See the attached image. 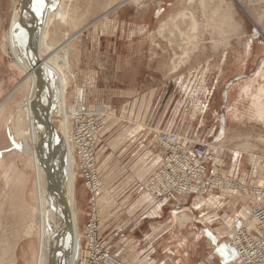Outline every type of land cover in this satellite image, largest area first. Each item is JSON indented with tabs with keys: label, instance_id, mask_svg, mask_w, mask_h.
<instances>
[{
	"label": "rangeland",
	"instance_id": "374dc122",
	"mask_svg": "<svg viewBox=\"0 0 264 264\" xmlns=\"http://www.w3.org/2000/svg\"><path fill=\"white\" fill-rule=\"evenodd\" d=\"M67 1L65 0L64 4ZM111 1L121 0H74L70 5L76 11L70 14L78 18L77 26L86 28L80 35L76 46L77 53L74 58L76 62H73L74 71L69 73L65 71L66 79L72 89L79 88L86 96V102L83 101V104L88 107L97 106L99 111L105 112L104 129L97 138L95 151L96 169L101 181V190L97 199L101 210V239L106 244L109 252L125 264H232L233 262V264H238L229 243L226 244L225 239L218 242L222 239L218 234L222 225L210 220L213 223L211 230L216 234L214 235L208 229L207 224L202 223L200 215L202 212H208L207 216L216 213L218 221H221L230 220L239 213L238 216L244 219V225L251 231L253 228L250 227L251 220L249 219V213L247 214L248 197L243 196L236 189L218 190L207 188L203 194L196 197L190 196L186 199V202L174 201L160 208L155 207L144 195L146 179L155 168L157 157L162 154L151 139V132L163 131L164 129L159 128L156 122L159 121L160 123L161 118L164 117L163 124L165 125L166 122L175 120L176 115L179 113V119L181 115L183 116L180 120L173 122L175 128L177 126L181 132L193 130L194 133L197 132L198 135L205 136L208 130L216 127V121L212 120V117L217 116V114L212 111L211 115L209 110L206 115L211 119L204 121L200 127L199 110H196V108L201 101L197 97L192 99L189 95H186L185 101V95H178L172 84H168L165 90L160 89L161 92L158 91L150 102H147L145 97V101H141V99L135 101L137 95L131 93L133 91L129 90L128 86L124 84H128V75H122V72L117 70L116 67L119 64L118 59L125 58L128 54V30L134 28L133 24L136 22L141 26L145 25V27L153 26L154 29L149 32L151 37L164 38L171 43H175L179 39V43L185 44V50L187 51L193 48L190 43L198 39L208 43L212 40L246 38H259L264 41V0H258L262 3L257 6H251L248 0H243L240 5L235 0H226L234 6V13H230L231 16L226 10L223 13L222 9L218 7L219 5L216 4V1H218L224 6L223 0H187L185 2V13L180 14L177 12L172 13L174 7H176L175 0H136V4H131V8L129 7L121 12L118 17L109 19L113 21L100 19L94 22L103 14L106 5ZM12 2L13 0H0V22L3 21V29H0V33L3 34L0 48L3 47L4 50L6 49L3 40L4 34L7 31L10 32L19 20ZM97 3L101 5V8H97ZM167 4H170L169 13L165 7ZM147 5H153V8L156 7V9L159 6L160 8L164 7L165 12L163 15L161 13L157 19L155 14L161 11L158 9L153 14L155 19L152 17V12H149V15H144L143 19L139 17L142 13L136 14V12L137 9L140 10ZM217 10L219 11L216 12ZM254 10L257 12H251ZM257 17H259V20ZM157 20L159 22L163 20L162 23L165 24L158 26ZM117 21L119 23H116ZM71 22L67 20L63 25L59 21L55 22L50 30L48 42L53 44L54 47L58 45L62 41L63 34L75 30L72 29ZM92 22L94 23L92 24ZM89 24L92 25L87 29ZM118 24V30H115V26ZM8 44L11 47H16L19 52L18 59L12 57L7 49L5 50V52L7 51L6 54L4 53L7 57H4L5 64L8 66L10 63L15 69L11 68L16 75V83H18L25 74L15 64L19 61L24 62L26 60L25 54L21 48L20 40L11 39ZM205 47L208 50L216 48L211 45ZM262 67L264 70V59L260 62L258 68L250 69L244 78L234 81L232 87L238 83H240V86L243 81L248 82L256 78L258 70H262ZM23 87L25 93L21 94L17 91L21 99L16 104L13 115L16 114L17 108L23 99L27 97L26 90L28 87ZM43 88H47L45 82ZM229 89V87L226 88L225 96L230 91ZM144 94L146 93L140 92V96ZM6 95H0V104ZM74 97L75 95L69 103L70 107L76 108ZM220 97L219 99L216 97L208 98L209 106L212 108V105L217 101L215 108L212 110L221 107L220 113L224 114L227 109V101L226 97L224 102L223 97L220 101ZM240 101L239 94H236V97L232 95L229 99V106L233 104L235 107L240 108V111L242 109L247 111L249 105L244 104L241 106ZM192 117L195 118L192 119ZM245 118L247 120L248 117ZM246 120L242 124L230 122L227 127L228 139L222 140L221 145L220 143H214V141L207 142L210 145L209 174H216L220 177L230 176L235 182L241 183L258 181V179L264 181V121L251 119L247 122ZM53 121L56 134L61 138L67 136L68 142L66 145L71 150L73 147L70 144V134L72 132L70 119L65 134L62 129V118L54 116ZM148 122L152 123V126L147 125ZM14 124L15 122L12 119V126L16 128ZM217 128L219 129V125ZM14 143L13 149L15 147ZM211 146L214 148H211ZM28 159H25V163L30 161L31 165V167L29 164L27 165L29 188L32 180L34 181L35 174L40 172L35 170L34 173L32 164L34 167H38L30 158ZM74 172L73 185H76L77 188L78 186L83 188L85 192L84 209L86 215L80 225V233L78 231L79 225L75 223L77 235L79 234V244L78 251L72 253V258H74L72 264H83L82 237L89 213V195L85 183L79 175L78 164ZM258 183L261 184V182ZM226 191L231 192L227 193ZM3 192L5 191L0 188V203L2 202V205H0V261L10 264L15 246L14 242L16 243V252L17 249H21L29 242L36 246L39 237L36 228L29 229L32 225L31 210L26 205H22L23 202L10 207L9 201L1 197ZM197 197L200 199H196ZM197 200L203 201L207 208L203 206V210H200L201 208L199 210L192 209ZM66 206L70 211L67 204ZM211 207L215 209L214 212L207 211ZM19 212L21 215H27L25 228L28 226V229H25V235L22 232L23 227H20L19 221L16 220ZM182 214H185V216L190 215L189 223L183 224V227L186 228L185 231L195 232L189 242L190 245H187V247H190L188 250H192L193 242L201 239L209 246L207 247L209 250L206 248L205 258L197 257L192 260L190 257L191 259L186 261V255L183 257L181 252L185 248V242L187 244L188 241L184 239V245L180 247V238L177 237V233L182 231L177 228V220ZM27 233L29 236H26ZM222 233L221 231L220 234L222 235ZM215 236L218 237V240L215 239ZM207 254L210 259H214L213 262L207 259ZM42 257H45L44 252H42Z\"/></svg>",
	"mask_w": 264,
	"mask_h": 264
},
{
	"label": "crops",
	"instance_id": "0c3cea01",
	"mask_svg": "<svg viewBox=\"0 0 264 264\" xmlns=\"http://www.w3.org/2000/svg\"><path fill=\"white\" fill-rule=\"evenodd\" d=\"M186 1L187 0L179 1V4H177L176 7H174L172 13H176L178 11L180 13L182 12L185 13ZM223 1H224L223 3L224 6L220 2L216 1V4L219 5L218 7L222 9L223 13L226 10V12L229 15L230 13L233 14L234 6L231 4V2H228L226 0ZM248 2L251 6H257L262 3V2H258V0H248ZM165 7L169 13L170 4H167ZM158 9L162 11V15H163V13L165 12L164 7L160 8L159 6ZM158 9H156V7L153 8V5H147L141 8L140 10L137 9L136 14L142 13L141 15H139V17L143 18L144 15H149V12H152L151 14L152 17L154 18L153 14ZM218 11L219 10H217L216 12ZM251 12H257V11L254 10ZM257 19L259 20V17H257ZM2 22L3 21L1 20L0 29H3ZM157 22H158V26H162L165 24L162 23L163 20L161 22L157 20ZM116 23L119 22L117 21ZM133 25L134 28H131L132 30L129 29L128 30L129 32L127 34L128 42H129L127 48L128 54H126L125 58L118 59L119 64L116 67V69L120 70L122 72V75L123 74L128 75V84L124 83V81L123 83L128 86L129 90L133 91L131 93L133 94L135 93L137 95L135 101H138L139 99H141V101H145L146 99L147 102H150L152 97L156 95L158 91L161 92V90H165L168 84H172V86L175 88V92L178 95L180 94L185 95V101H186V95H189V97L192 99H195L197 97L198 100L201 101V103L198 104L196 108V110L199 109L198 120L200 127L204 121H207L209 118L211 119V117H208V115H206L207 113H209V110L211 111V115H212V111H214L215 114H217V116L214 115L215 118L212 117V120L214 119L216 121V127L214 129L208 130L205 136L198 135L197 132L194 133L195 131L193 132V130H187V131L185 130L184 132H181L178 130L177 126L175 128V124L173 122L180 120L183 116L181 115L179 119L178 118L180 116L179 113L176 115L175 120L166 122L165 125L163 124L164 117H162L160 123L159 121L156 122L159 128L160 127L164 128L163 131L175 133L179 136L192 138L197 141L206 142V143L214 141V143L221 144L222 140L225 141L228 139L227 127L230 122H234L236 124H242L244 123V120H246L245 117H248L247 120H251L250 117L248 116L249 114L248 111L244 109L245 110L244 113L243 109L242 111H240V108L235 107V105L233 104L232 106L234 107L232 108L234 110L235 109L239 110L240 114L242 115H241V119L238 121L231 119L229 120L226 118V113L224 114L220 113V110H222L221 107L216 108V110H212L215 108V104H217L216 100L214 105H212V108H210L209 99H211L212 97H216L217 99H219L221 94V97H223V102L225 101V97H226V101H227L226 108H228V105H230L231 102V101L229 102V99L231 98L232 95H235L236 97V93H237L236 90L240 84L238 83L237 85H234V87H232L233 86L232 83L234 81H239L240 79L244 78L250 69L253 70L258 68L260 62L263 61L264 41L260 40L259 38L256 39L246 38V39H231V40H218V41L212 40L210 43H208L206 41L204 42L202 39H198L197 41H193L192 43H190V45L193 48L187 51L185 50V44L179 43L180 41L179 39H177L175 43H171L164 38L151 37L149 32L152 29H154L153 26L151 27H145V25L141 26L138 22H136ZM118 26L119 24L115 26V30H118ZM140 29L144 30L143 34L139 33ZM131 33L133 34L131 35ZM2 35L3 34L0 33V43H1ZM208 45L215 46L216 48H214L213 50H208L205 47ZM247 45H250L251 48L247 49ZM256 46L257 47L261 46L263 50L257 51L258 49H256ZM1 50H0V95L7 94L3 98L0 104V188H2L3 191H5L2 193L1 197L6 198L7 201H9L8 204L10 205V207L11 206L13 207L15 204L17 205L21 204L23 202L22 205H26V207H28V209L31 210L30 203L35 204V201L38 200L40 195H43L45 193L47 184L44 174L42 173L43 174L42 175L40 169L34 167V165L32 164L34 173L36 172L35 170H37L40 173L35 174L34 181L32 180V184L28 188L27 172L29 173V171L27 170L28 168L27 165L29 164V166L31 167L30 161L25 163V159L28 158L24 154L20 153L17 150V147H14L13 149V143L15 142L14 144H17V141L13 136V126H12L11 117H13V113L16 110V104L19 103L21 96L19 95L20 92L18 90L17 91L19 93H17V91H13V89L16 86L15 84H17L16 83L17 78L14 72L12 71V69H14L12 65L9 63V65L6 66L4 59L6 55L2 53ZM228 87L230 88L229 89L230 93L228 92V95L225 96L226 95L225 90ZM140 92H144L146 94L140 96ZM192 95L194 96L192 97ZM221 97H220V101H221ZM85 98L86 96H84V99ZM233 99L235 100V98ZM244 104L241 103V106H243ZM194 118L195 117H192V119ZM170 122L172 123L170 124ZM147 125L152 126V123L148 122ZM218 125H219V129L217 128ZM224 135H225V139H224ZM161 157L162 154L160 157H157V163L155 164L154 166L155 168L153 169V171L158 167ZM4 175H7V177L5 178ZM258 182L262 183V180L258 179V181L253 180L250 181L249 183H241V182L238 183L245 186H253V185H258L259 184ZM66 190H67L66 204L68 205L70 212L72 214L73 213L76 214L77 216L76 223L79 225V229H80V225L86 215V211L84 209L85 192L83 188L79 186L77 188L76 185L73 184L69 185L66 188ZM196 196L198 195L192 197H196ZM188 198L189 197L175 195L171 202L174 201L177 202L179 200L186 202V199ZM196 199H200V198L197 197ZM198 201L201 200H197L196 203ZM202 204L205 208H207L204 202ZM0 205H2V202L0 203ZM202 207L198 206V209L201 208V210H203ZM250 209H251V201L248 198L247 214L249 213ZM207 211L214 212L215 209L211 207V209L210 210L208 209ZM207 214L208 212L201 213L200 218L202 219V223L207 224L208 229L212 233H214V235L216 234L211 230L213 223L210 220H213V222L222 225L221 228V231L223 232L222 235L220 234L221 232L220 229H219L220 232H218V230L215 229L217 230L216 232H218L219 236H221L222 239L218 240L217 239L218 237L216 238V236L215 239H217L218 242L225 239L226 242L225 241L224 242L226 244L229 243L230 247H232L231 238L234 235V233L241 226L244 225L245 223L244 219L242 217H239L238 216L239 213H238L234 215V217L232 216L233 218L231 217L232 219L230 220L227 219V220L218 221V216L215 215L216 213L210 214L209 216H207ZM17 216L18 217L16 218V220L19 221L18 223L19 226L23 227L22 232H24L25 235V231H26L25 220L27 215H21L19 212ZM208 218L209 220H207ZM181 230H182L181 233L183 235V239L185 238V241L187 240L189 243L191 241V238L193 237L192 235H189V232L192 231H185L184 227H182ZM14 245L15 246L11 255L10 264H48L47 257L46 256L42 257L40 240L37 241L36 246L33 243L29 242L24 246H22L21 249H17L16 252H15V247H16L15 242ZM192 245L193 248L191 251L188 250V248L186 247V249L184 248L183 253H186V251L188 253L190 251L189 253L191 255L190 254L188 255L192 258V260H194L197 257L205 258L204 256L207 253L206 250L207 249L209 250V248H207L208 246L206 242L200 239L198 241L193 242ZM188 255H186L187 257L186 261H189V259H191L190 257H188ZM207 259L212 262L214 261V259H210V257H208V254H207Z\"/></svg>",
	"mask_w": 264,
	"mask_h": 264
},
{
	"label": "bare ground",
	"instance_id": "6f19581e",
	"mask_svg": "<svg viewBox=\"0 0 264 264\" xmlns=\"http://www.w3.org/2000/svg\"><path fill=\"white\" fill-rule=\"evenodd\" d=\"M73 1L74 0H68L67 3L64 4L65 0H44L43 5L38 6L36 4V0H13V8L18 14L19 20L13 26L12 30H10V32L7 31L4 34L3 38L7 51L9 50L11 56L16 59L19 57V52L17 51L16 47L9 46L8 43L11 39H18L22 44V40L26 38V35H29L31 44L35 46L34 49L36 52V58L38 63H40L38 65L42 67L41 72L43 73V80L41 81L43 91L41 96L42 98L40 100L36 99L38 91L36 85V68L33 66V62L31 63L29 58L25 56L26 60L24 62L19 61L15 64V66L19 68V70L25 75L17 83L13 91L18 90L23 94L25 91L23 86L26 88L28 87L26 90L27 97H25L18 106L16 114L11 117L13 122H15L14 127H16L13 128V136L18 144H15L17 145L15 147H17V150L20 153L30 158L44 175L45 172L42 167V156H40V153L43 152V155L46 156L51 152L52 156L50 159V171L51 178H54L52 189L57 188L59 192H61L65 204L67 200L66 187L74 184V170L75 167H77V160H75L76 157L74 155L73 148L70 150V148L66 145L68 142L67 136L61 138L56 134V129L53 127V118L54 116L62 118V129L65 134L71 114L75 110V108L70 107L69 103L72 100V97L75 95L74 103L76 105H78L79 102L83 104V101H85L83 91L79 88L72 89L70 83L66 79L65 74V71H67V73L74 71L73 62H76V60L74 61L75 55L77 53L76 46L80 35L86 28L78 27V18L74 17V15L71 16L70 14L71 12H76L74 8L70 7ZM179 1L181 0H175V4H179ZM242 1L243 0H235L238 5H240ZM135 2L136 0L111 1L106 5L103 14L94 22L99 21L100 19L111 22L113 20H109L110 18L113 19L118 17L121 12L127 10V8H129L131 4H134ZM97 4V8H101V5L99 3ZM38 7L39 10H37ZM27 9L29 11L28 13L25 12ZM161 13L162 11L157 12L155 14V18L158 19ZM177 13L180 14L179 11ZM67 20L70 22L72 21V29L75 30L70 31V33L63 34L61 37L62 41L54 47L53 44L48 42L50 30L52 29V26L55 22L59 21L63 25ZM94 22H92V24ZM92 24H89L87 29ZM27 28L28 30H26ZM139 33L143 34L144 30L140 29ZM132 34L133 33H131V35ZM19 35H21V37H19ZM68 46L70 47L68 48ZM1 48L2 50H0L2 53L6 54V49L4 50L3 47ZM250 48L251 46L248 45L247 49ZM256 49H258L257 51L263 50L261 46H256ZM16 59H14V61H16ZM263 80L264 70L262 67V70H258L256 78L242 83L236 90V94H239V98L241 99L240 103L244 104L245 102L246 105H249L247 109L249 114H247L249 115L250 119H256L257 121H264ZM44 82L47 88H43ZM232 107L234 106L228 105L226 118L229 120H240L242 114H240L239 110H234ZM45 108L49 111V132L46 134L45 138H41L44 132L41 111ZM70 144L72 145L71 136ZM4 177L6 178L7 175H4ZM97 199L98 197L96 198V203ZM202 203L203 201H198L195 205H193L192 209L199 210L198 206L202 207ZM30 208L32 213V225H30L31 227L29 229H37L41 250L47 257V261L53 253L52 260L55 261V263H58V261L62 259L64 264H72L74 261V258H72V253L78 251L79 244V234L77 235L75 227V223L77 222L76 214H72L70 211H68L70 218V239H66L65 244H62L59 250H55L59 239L64 237V234L61 233V230L65 226L66 217L62 205L58 200L50 196L45 190V193L40 195L38 200L35 201V204L30 203ZM189 221L190 215L188 214V216H185V214H182V216L177 220L178 230H181L183 224L187 222L189 223ZM245 226L246 225H244V227ZM250 227H253L252 222ZM245 228H247V226ZM27 229L28 226L26 230ZM78 231L80 233V229ZM194 233L189 232V235L194 236ZM26 236H29V234L27 233ZM177 237L180 238V247H182L184 245L185 238L183 239V235L180 231L177 233ZM187 245L189 246L190 244L188 242L186 244L185 242V248ZM183 252L184 251L181 253ZM189 252L187 253L186 251V253H183V257L190 254ZM188 257L190 256L188 255ZM0 264H4V262L0 261Z\"/></svg>",
	"mask_w": 264,
	"mask_h": 264
},
{
	"label": "built area",
	"instance_id": "2783aa9c",
	"mask_svg": "<svg viewBox=\"0 0 264 264\" xmlns=\"http://www.w3.org/2000/svg\"><path fill=\"white\" fill-rule=\"evenodd\" d=\"M105 112L78 103L70 118L71 143L79 175L89 195V213L83 232V264H125L113 256L100 235L101 210L96 198L101 181L96 169V142L104 129ZM151 139L162 152L158 167L144 184V195L155 207L168 205L175 195L190 197L207 188L234 190L251 201L249 219L253 230L240 227L231 238L238 264H264V181L245 186L230 176L209 174L210 145L167 131L151 132Z\"/></svg>",
	"mask_w": 264,
	"mask_h": 264
},
{
	"label": "water",
	"instance_id": "95a60500",
	"mask_svg": "<svg viewBox=\"0 0 264 264\" xmlns=\"http://www.w3.org/2000/svg\"><path fill=\"white\" fill-rule=\"evenodd\" d=\"M23 5V3H22ZM27 7V6H26ZM26 13H28V9L25 10ZM26 28V27H25ZM27 30V29H26ZM19 37H21V35H19ZM23 43L21 44V48L25 54V56H27L29 58V61H31V63L33 62V66L36 68V85H37V97L36 99L37 100H40L42 97V83L41 81L43 80V73L41 72L42 71V67L40 65H38V61H37V58H36V52H35V49H34V45L31 44L30 42V39H29V35H26V38L22 40ZM44 107V106H43ZM42 123H43V127H44V132L42 134V137L41 138H45L46 134L49 132V118H48V115H49V111L45 108L43 109L42 111ZM40 156L41 157V162H42V167L44 169V172H45V180H46V184H47V187H46V191L47 193L54 197L56 200H58L60 202V204L62 205V208H63V211L65 213V217H66V222H65V226L63 227V229L61 230V233L64 234V237L60 238L59 241H58V245L57 247L55 248V250H59L62 246V244H65L66 242V239H70V218H69V212H68V209H67V206L65 204V201L64 199L62 198V195H61V192H59V190L57 188L55 189H52V184L54 182V178L52 179L51 178V171H50V159H51V152L48 153L46 156L43 155V152L40 153ZM77 249V248H76ZM52 256H53V253L51 255V257H49L48 259V264H64L63 260L61 259L60 261H58V263H55V261L52 260Z\"/></svg>",
	"mask_w": 264,
	"mask_h": 264
},
{
	"label": "snow or ice",
	"instance_id": "6c2138e0",
	"mask_svg": "<svg viewBox=\"0 0 264 264\" xmlns=\"http://www.w3.org/2000/svg\"><path fill=\"white\" fill-rule=\"evenodd\" d=\"M43 3H44V0H36V4H37L38 6H42ZM37 10H39V7L37 8Z\"/></svg>",
	"mask_w": 264,
	"mask_h": 264
}]
</instances>
